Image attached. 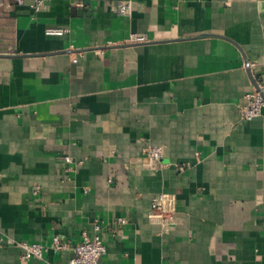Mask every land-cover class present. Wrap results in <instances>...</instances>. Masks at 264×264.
Returning <instances> with one entry per match:
<instances>
[{"label":"crops","instance_id":"crops-1","mask_svg":"<svg viewBox=\"0 0 264 264\" xmlns=\"http://www.w3.org/2000/svg\"><path fill=\"white\" fill-rule=\"evenodd\" d=\"M119 1L0 8V264H68L53 238L96 223L100 264H264V109L240 120L245 59L264 81V0H132L131 18ZM162 193L173 227L149 218Z\"/></svg>","mask_w":264,"mask_h":264},{"label":"built area","instance_id":"built-area-1","mask_svg":"<svg viewBox=\"0 0 264 264\" xmlns=\"http://www.w3.org/2000/svg\"><path fill=\"white\" fill-rule=\"evenodd\" d=\"M9 0H0V8H2ZM19 5H29L34 13H40L48 8L54 0H13ZM134 9L132 0L119 1L115 5L116 12L125 18H131ZM70 33V29L66 28H48L46 34L49 36H65ZM150 40L145 34L132 33L126 40L128 45L147 44ZM76 62V59H74ZM259 63L253 60L245 59L242 68L250 73L253 89L245 92L243 98L245 104L240 108L241 122H249L262 116L264 109V81L262 77L256 73ZM165 153L162 146H148L143 150V154L150 160L159 161ZM198 155V154H197ZM67 162H73L72 157H66ZM180 171L183 167L178 168ZM150 221L161 226L173 227L178 224L179 218L176 210V198L173 195L159 194L155 196L151 202V211L149 214ZM126 220L119 218L116 225L123 226ZM102 227L96 223L92 230H84L82 232L81 241L74 247H70L67 242L62 241L59 236H55L52 240L53 246L60 250H70L74 252V256L70 258L68 264H100L101 258L107 252V246L101 236ZM22 251V258L25 261L34 259L41 260L44 256L45 246L41 243L28 244L24 242H14Z\"/></svg>","mask_w":264,"mask_h":264}]
</instances>
